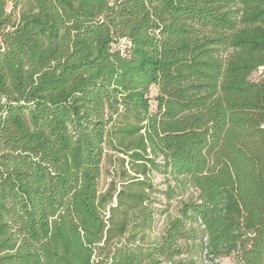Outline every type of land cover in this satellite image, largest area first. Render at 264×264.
Here are the masks:
<instances>
[{"label":"trees","instance_id":"trees-1","mask_svg":"<svg viewBox=\"0 0 264 264\" xmlns=\"http://www.w3.org/2000/svg\"><path fill=\"white\" fill-rule=\"evenodd\" d=\"M263 67L264 0H0V264H264Z\"/></svg>","mask_w":264,"mask_h":264},{"label":"rangeland","instance_id":"rangeland-1","mask_svg":"<svg viewBox=\"0 0 264 264\" xmlns=\"http://www.w3.org/2000/svg\"><path fill=\"white\" fill-rule=\"evenodd\" d=\"M254 78H257V76H255L254 75ZM155 95V91L153 90L152 91V96H154ZM109 171H108V167L107 166H105L104 167V170H103V176H102V179H101V188L102 189H105L106 187H107V185L109 184V182H110V176H109V173H108ZM163 178L161 177V176H158V177H156L155 178V180H154V182H155V184H163ZM164 187H161L160 189H163ZM163 204H165V200L163 199ZM171 211H173V208L176 206V202L175 201H172L171 202ZM160 208H163V207H160ZM163 222H164V217H159L158 218V222H157V224H156V227H155V234L156 235H158L160 232H161V230L163 229V226H164V224H163ZM224 264H234L233 263V261L232 260H230V259H225L224 261Z\"/></svg>","mask_w":264,"mask_h":264},{"label":"built area","instance_id":"built-area-1","mask_svg":"<svg viewBox=\"0 0 264 264\" xmlns=\"http://www.w3.org/2000/svg\"><path fill=\"white\" fill-rule=\"evenodd\" d=\"M123 44H125V42H123ZM257 75L264 76V67L259 69V71L257 72Z\"/></svg>","mask_w":264,"mask_h":264}]
</instances>
